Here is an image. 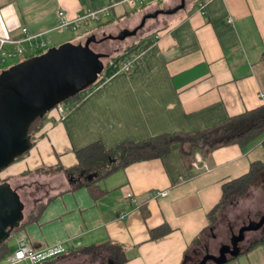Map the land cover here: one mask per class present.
<instances>
[{"label":"crops","instance_id":"0c3cea01","mask_svg":"<svg viewBox=\"0 0 264 264\" xmlns=\"http://www.w3.org/2000/svg\"><path fill=\"white\" fill-rule=\"evenodd\" d=\"M106 3L0 0V36H16L23 27L44 33L47 46L35 54L43 53L67 42V33L55 30L59 11L74 18ZM201 5L198 0H143L139 9L117 5L105 20L79 30L72 42L92 36L95 44L111 40L117 36H97L123 24L121 34L127 31L126 38H133L63 118L49 113L33 148L8 167V182L21 198L18 189L25 188L27 179L50 182L46 189L36 185L37 196L28 193L37 197L30 202L32 212L44 205L23 228L34 248L63 244L70 251L111 241L125 248L126 264H198L207 253L217 254L242 226L245 218L226 214L229 220L219 219L208 229V213L219 204L224 184L248 173L252 162L264 161V135L245 148L233 144L216 149L204 160L209 169L192 178L174 144L163 157L105 175L98 184L106 195L98 199L87 188L71 189L64 170L39 172L58 164L65 170L75 167V151L94 141L112 148L131 139L199 132L263 105L264 0H206L203 10ZM138 18V26H125ZM127 58L132 71L125 73L121 64ZM161 190L168 194L155 197ZM130 195L138 202L133 204ZM162 225L171 230L152 238L151 230ZM256 241L224 264H264V243L251 248Z\"/></svg>","mask_w":264,"mask_h":264},{"label":"trees","instance_id":"16d2710c","mask_svg":"<svg viewBox=\"0 0 264 264\" xmlns=\"http://www.w3.org/2000/svg\"><path fill=\"white\" fill-rule=\"evenodd\" d=\"M198 2L205 4L206 0H198ZM106 57L112 56L105 53L103 62ZM112 58L113 59L109 60L108 63L104 62L103 72L100 73L98 80L101 78L105 69L108 66H111L118 57L113 56ZM98 80L87 87L94 86ZM82 91L83 90L76 92L74 95L63 101L62 104L67 106L69 110L73 109L80 102V93ZM47 117L48 114L45 117L38 118L31 126L32 129H30V134L32 136V141L34 142L33 144H36L38 141L37 134L42 130L44 120H46ZM262 135H264V105L241 113L238 116L229 117L225 122L214 125L212 128L199 130V132H172L147 138L143 141L131 139L123 141L112 148H107L101 141H94L93 143L75 151L79 161L75 167L65 170L62 165L58 164L55 168H50V170L41 169L39 172H47L46 174H50L64 170L69 175L71 189L87 188L91 192L92 197L98 199L103 195H106V190L102 189L98 184L99 180L105 177V175L116 172L118 169L128 167L134 162L163 157L171 152L172 145L174 144L179 145L183 162L188 168V177L192 178L198 174L192 163L193 160H195L197 153L201 154L203 160H206L216 149L233 144L245 148ZM27 153L21 156L17 161L21 160V158ZM255 188H258L260 193L264 194V161L262 160L252 162L251 169L248 173L237 179H232L223 185V195L219 204L208 213L209 225L207 228L213 229L218 220L222 219V216L225 213H222L221 210L224 209L226 204L230 205V203L236 202L239 198H244ZM43 208L44 205H41L37 211L40 212ZM35 218L36 215H33L31 218L27 217L24 219L22 223L23 226H21L20 229L13 230L12 236L5 243L0 245V261L12 252L8 245V241L19 231L23 230L25 224ZM170 230L171 229L168 225H162L160 228L151 230L150 233L152 238L157 239L163 237V235ZM262 243H264V237L254 242V244L251 245V248L259 246V244ZM94 251L97 253L95 257L101 258L100 264L127 263L125 248L117 243L106 241L70 250L69 252L54 257L43 264H56L64 257L72 256L73 254L89 256L94 254ZM241 253L243 252L241 251ZM241 253L239 255H241ZM236 257L233 256L228 261H231Z\"/></svg>","mask_w":264,"mask_h":264},{"label":"water","instance_id":"95a60500","mask_svg":"<svg viewBox=\"0 0 264 264\" xmlns=\"http://www.w3.org/2000/svg\"><path fill=\"white\" fill-rule=\"evenodd\" d=\"M124 32L119 39H124ZM95 36L84 43H64L47 52L29 57L0 73V174L33 148L30 129L60 102L93 84L103 72L105 53L92 48ZM25 203L10 182L0 183V245L20 229L25 219ZM264 217L255 225L232 237L218 254L207 253L198 264H224L241 253L239 241L245 230H258ZM84 264V263H78Z\"/></svg>","mask_w":264,"mask_h":264},{"label":"built area","instance_id":"2783aa9c","mask_svg":"<svg viewBox=\"0 0 264 264\" xmlns=\"http://www.w3.org/2000/svg\"><path fill=\"white\" fill-rule=\"evenodd\" d=\"M107 3L99 7L98 9H87L86 11L78 14L74 18L67 17L65 11H59V21L55 27L57 31H65L75 33L91 26V24H97L98 22L108 18L111 14V10L117 5L130 4L132 7H136L139 3L142 4L143 0H106ZM204 5L200 6V9H204ZM20 34L13 37H1L0 36V65L4 66L9 59L17 58H29L35 55V52H39L47 46L49 39H44V33H32L29 32L27 27H23ZM121 69L125 72L132 71V60L127 58L125 62L121 64ZM260 99L264 105V91H260ZM52 111L59 113V117L63 118L69 111V108L62 104H58ZM50 111L49 113H51ZM49 113H47L49 115ZM193 166L196 171L201 169H209L207 163L204 162L201 154L197 153L195 160H193ZM167 190L157 191L155 197L166 196ZM131 202L137 203L138 200L135 195H130ZM126 212L122 214L124 217ZM26 233L21 230L16 234V249L10 252L0 264H43L44 262L65 254L68 251L63 244L48 245L41 249L34 248L27 239Z\"/></svg>","mask_w":264,"mask_h":264},{"label":"rangeland","instance_id":"374dc122","mask_svg":"<svg viewBox=\"0 0 264 264\" xmlns=\"http://www.w3.org/2000/svg\"><path fill=\"white\" fill-rule=\"evenodd\" d=\"M156 2H159V1H156ZM141 3H139L140 5ZM139 5H137V9H139ZM126 7V9H135L134 7H132L130 4H125L124 5V8ZM121 9V8H119ZM118 11H121V10H118ZM117 11V12H118ZM105 20V19H104ZM103 21V20H102ZM133 22V20H132ZM131 21L128 23H126L127 25H125L126 27L128 28H134L135 26H138L140 24V18H138L137 20H135L133 23ZM92 26L94 24H91ZM117 27V29L115 30H112L111 27L109 32H107V34H102V33H99L98 36H97V39L99 40L100 38L102 37H107L108 39V34H115L117 37H115L116 39H113V37L106 41H100L98 44H95L93 43L92 44V48L94 50H96L97 52L101 51V52H104V53H108L110 54L112 57L113 56H121L122 53L125 52L126 50V47H127V44H128V40H132L133 36L132 37H124L126 39H119L118 37L121 36L120 34L122 33L123 30V25H115ZM145 27V26H144ZM121 28V29H120ZM120 29V30H119ZM143 30V28L140 29V31H138L137 35H135V37H137L140 32ZM81 31V30H80ZM80 31H77L75 33H71V32H66V37L67 39L65 41V43H70L72 41H76L79 37V32ZM120 32V33H119ZM113 39V40H112ZM86 40H83L82 43H84ZM73 43H81V42H73ZM49 49L51 48H47L46 51L44 52H47ZM112 57H106L104 59V62L105 63H108L109 60L113 59ZM27 58H17V59H9L7 60L6 64L4 66L0 65V73L5 70V69H8L14 65H17V63H20L21 61L25 60ZM7 171H8V168L5 169L1 174H0V183L3 182L4 180H8V177H7ZM46 174V173H45ZM45 178H42L40 177V180L38 178V180H36V178H34L32 180V178L30 179H27L23 185H25V188H21V189H18L20 190L21 194H22V199L24 200L25 202V211H24V214H25V219L28 217V218H31L33 215H35L37 213V210H39V208L36 210V211H31V208H30V202L32 200H37V197H35L34 199L32 197L29 196V192L32 191L35 193V195L37 196L38 195V192H36V190L38 191L39 189L36 188V185L37 186H40V188L42 189H46V187H49L50 186V182L48 181H43ZM41 190V189H40ZM250 191V190H249ZM248 193V192H247ZM260 193V190L257 188L255 189H252L250 191V193L248 195H246L244 198H239L236 202H233V203H230L229 204H226V206L224 207V209H222L221 211H225V214L222 216V220L223 219H228V217L231 218V216L233 218L235 217H238V218H241L243 217L244 219V222L242 223L243 224H249L250 222H257L260 221L263 217H264V197H262V195H259ZM44 196V195H42ZM43 198V197H41ZM227 214V216H225ZM242 215V216H241ZM241 225V224H240ZM236 232H239V230H237ZM246 245H243L241 250H244L250 243L249 242H253L255 240H259V238L263 237L264 236V226L263 227H259L258 230H248L246 231ZM8 245L9 247L11 248V251L15 250L16 249V235L11 238V240L8 241ZM96 252L94 251V254L92 255H83V254H80V255H76V254H73L72 256H67V257H64L63 259H61L58 263L56 264H77V263H84V264H100V259L101 258H97L95 257L96 256ZM218 254V253H217ZM208 264H213V262H209Z\"/></svg>","mask_w":264,"mask_h":264},{"label":"flooded vegetation","instance_id":"af4514ba","mask_svg":"<svg viewBox=\"0 0 264 264\" xmlns=\"http://www.w3.org/2000/svg\"><path fill=\"white\" fill-rule=\"evenodd\" d=\"M4 181H6V180H4ZM8 181V180H7ZM257 222H250L249 224H243L240 228H239V232H237L236 234H234L232 237H235V236H240L241 235V233H242V229H244L245 227H249L250 225H255ZM264 226V225H263ZM263 226H261V227H263ZM260 227V228H261ZM246 231H248V230H245V232H244V238L241 240V241H239L238 243H239V250H241V248H242V246L243 245H246ZM231 241H232V239H231ZM231 241L228 243V244H230L231 243ZM231 245V244H230ZM242 251V250H241ZM218 253H219V251H218ZM210 262H213V261H210ZM209 263V262H208ZM78 264V263H77Z\"/></svg>","mask_w":264,"mask_h":264}]
</instances>
